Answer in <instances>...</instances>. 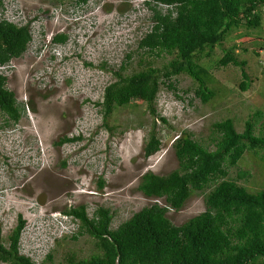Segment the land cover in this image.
<instances>
[{"label": "rangeland", "instance_id": "rangeland-1", "mask_svg": "<svg viewBox=\"0 0 264 264\" xmlns=\"http://www.w3.org/2000/svg\"><path fill=\"white\" fill-rule=\"evenodd\" d=\"M0 16L29 23L33 37L26 53L1 68L22 113L16 123L0 115V241L8 247L12 231L24 221L21 253L37 263L100 252L91 235L79 233L80 221L66 214L72 208L85 205L89 217L99 207L110 209L115 229L143 208L163 205V198L146 197L138 186L145 173L166 176L178 169L173 143L185 132L214 150L220 136L214 123L231 118L241 133L261 111L254 118L255 134L264 137V11L261 25L235 28L222 46L200 55L214 91L208 102L196 94L198 83L181 74L170 81L175 90L168 82L161 85L154 114L147 103L133 101L107 119L102 102L117 80L115 72L128 76L142 68L141 61L161 68L171 59L139 48L155 24L144 0H90L81 8L76 0H4ZM60 35L67 36L65 43L54 41ZM231 49L245 62L246 90L241 67L217 64ZM153 127L161 145L148 156ZM242 172L248 176L239 179ZM227 177L252 193L264 191V148L246 151ZM220 181L193 193L181 210H170L171 222L180 226L204 212L206 194ZM51 252L53 259L46 260Z\"/></svg>", "mask_w": 264, "mask_h": 264}, {"label": "trees", "instance_id": "trees-1", "mask_svg": "<svg viewBox=\"0 0 264 264\" xmlns=\"http://www.w3.org/2000/svg\"><path fill=\"white\" fill-rule=\"evenodd\" d=\"M152 1L153 6L150 1L144 4L154 12L155 24L140 40L139 48L144 54L157 57L165 54L171 59L161 68L141 61L142 68L128 76L115 72L117 80L106 88L102 102L105 119L116 107H125L133 101L147 103L154 114L152 105L161 85L168 82V87L175 90L170 81L181 74L198 83L196 94L208 102L214 91L207 86L210 74L199 65L200 55L206 49L222 46L227 34L235 28L261 25L264 11V0ZM89 2L76 0L80 8ZM3 8L4 0H0V15ZM32 39L29 23L19 25L0 16V66H7L26 53ZM66 40V35L54 39L57 43ZM217 64L241 67L245 79L241 87L243 90L249 87L245 62L234 55L233 49L226 50ZM21 113L15 94L7 88V76L0 70V115L16 123ZM261 116V111L254 113L241 133L231 118L214 123L220 135L214 141V150L195 140L190 132L177 137L173 147L178 169L166 176L145 173L138 186L146 197L163 198L164 204L156 202L143 208L115 229L111 227L110 209L99 207L92 217L85 205L67 211L66 214L80 221L79 233L91 235L100 252L85 259L67 254L66 261L60 264H264V191L252 193L227 177L228 168L236 166L246 151L264 148V137L255 134L254 118ZM161 120L166 122L164 118ZM78 139L63 138L60 144ZM160 145L153 127L146 155L158 152ZM246 175L239 173L238 178L244 179ZM218 179L221 181L205 196L204 212L180 226L171 222L167 216L170 210H181L193 193L203 192ZM24 227V221H19L9 236L8 247L0 241V261L45 264L21 253ZM45 258L52 260V252Z\"/></svg>", "mask_w": 264, "mask_h": 264}, {"label": "clouds", "instance_id": "clouds-1", "mask_svg": "<svg viewBox=\"0 0 264 264\" xmlns=\"http://www.w3.org/2000/svg\"><path fill=\"white\" fill-rule=\"evenodd\" d=\"M98 1V0H97ZM146 0H144V2H145ZM8 20V19H7ZM10 21V20H9ZM6 65H4V66H2V67H5Z\"/></svg>", "mask_w": 264, "mask_h": 264}, {"label": "built area", "instance_id": "built-area-1", "mask_svg": "<svg viewBox=\"0 0 264 264\" xmlns=\"http://www.w3.org/2000/svg\"><path fill=\"white\" fill-rule=\"evenodd\" d=\"M2 66H0V70H1Z\"/></svg>", "mask_w": 264, "mask_h": 264}]
</instances>
